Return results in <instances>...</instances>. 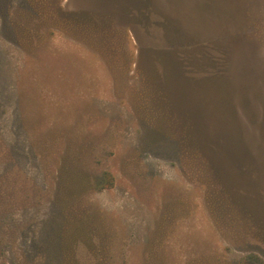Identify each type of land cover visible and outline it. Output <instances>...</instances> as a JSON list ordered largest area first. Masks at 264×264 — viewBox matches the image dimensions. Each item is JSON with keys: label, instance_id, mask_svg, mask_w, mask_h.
<instances>
[{"label": "rangeland", "instance_id": "1", "mask_svg": "<svg viewBox=\"0 0 264 264\" xmlns=\"http://www.w3.org/2000/svg\"><path fill=\"white\" fill-rule=\"evenodd\" d=\"M42 1L0 0V264H69L73 222L78 264H264V0L47 3L94 27ZM185 119L225 185L181 148Z\"/></svg>", "mask_w": 264, "mask_h": 264}, {"label": "trees", "instance_id": "2", "mask_svg": "<svg viewBox=\"0 0 264 264\" xmlns=\"http://www.w3.org/2000/svg\"><path fill=\"white\" fill-rule=\"evenodd\" d=\"M48 2H50V1L47 0V3ZM47 3H45V1H42V10L45 12V14L48 15L46 19H51V20H56V21L59 20L61 22L63 21L64 25H66V24L70 25V24L77 23V24H82L86 27L87 26H90V27L97 26V24L95 25V23H97V21L88 12L68 14V13H65L63 10H61L59 8L52 7L51 5H49ZM52 8H55V9L53 10ZM49 12H51V13H49ZM60 16L62 18H60ZM242 77H243V74H242ZM257 83H260V82H257ZM239 86H241L240 87L241 92L246 91L245 93H247V95L248 94L250 95V93L248 92V87L251 89L253 88L251 83H249L247 81H245L243 83V81H241V84H239ZM146 87H147L146 98H147V102L150 103V107H149L150 112L157 115L156 117L159 120H163L165 115L167 114V112H168L167 115L171 114L172 116H175L174 111L175 110L179 111V109L176 106L177 102L174 99L175 95L172 94L170 92V90L167 91L166 87L163 84L159 85V84H157L156 80H153L151 78H149V80H146ZM257 91L259 92L257 94L258 96H259V94H261V98L264 97V92H263L262 88H260V90H257ZM261 91H262V93H261ZM251 97H253V96H251ZM256 99H258V98H256ZM145 102H146V99H145ZM185 122L187 123V125L184 128L185 130L182 129L180 132L181 136H182L181 143H180L181 148L183 149V151L185 153L190 154L193 159L197 160V162L200 163L201 167H202V165H205L206 168H203L204 170L207 171L206 163L208 164V166L210 165L212 167V169L214 170V172L216 173L218 181L221 184L225 185L222 177L220 176V169H221V166L227 169L226 165H224V162H222L221 159L219 158V156L216 155L215 153L213 155H208L207 151L205 152V150L206 149L208 150V148L212 149L211 147L213 145L211 143H209L208 141H206V142L202 141L199 138L200 135H198V133L196 135H193L192 134V128L194 126L191 125L187 119H185ZM238 166L240 167L239 164H238ZM217 167L219 170H217ZM231 167H233V166H230V168ZM239 177L242 179L241 176H238V179H239ZM81 179L83 180V182H86L85 180L87 178L82 177ZM241 179H240L241 182H239V184L242 187V185L243 186H245V185H244V181ZM220 191L222 192L220 195H222L223 197H226V199H228L230 201V203L234 202L237 205H239L238 209L245 216H247L249 219L250 218L254 219V215H253L254 209H253V205H252L251 193L249 191H246L247 193L243 192V195H241V194L238 195L239 200H237L236 197L234 198L232 196V194L225 187L221 188ZM239 201H241V202H239ZM70 225H72L73 229L71 227H67V231H65L64 236L62 238V245L66 249L65 255H66V260L68 261V263L69 264H78L77 260H76L74 248L76 247V245H78V243H83L84 245H88L90 243V239H89L88 234L83 229V227H78L80 225L76 226V224L74 222Z\"/></svg>", "mask_w": 264, "mask_h": 264}]
</instances>
